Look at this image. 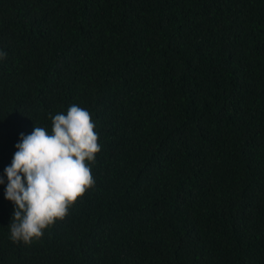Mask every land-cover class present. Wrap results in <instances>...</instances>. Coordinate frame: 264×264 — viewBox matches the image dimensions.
<instances>
[{
  "label": "trees",
  "instance_id": "1",
  "mask_svg": "<svg viewBox=\"0 0 264 264\" xmlns=\"http://www.w3.org/2000/svg\"><path fill=\"white\" fill-rule=\"evenodd\" d=\"M0 264H264V0H0ZM73 104L94 186L30 244L20 135Z\"/></svg>",
  "mask_w": 264,
  "mask_h": 264
},
{
  "label": "clouds",
  "instance_id": "2",
  "mask_svg": "<svg viewBox=\"0 0 264 264\" xmlns=\"http://www.w3.org/2000/svg\"><path fill=\"white\" fill-rule=\"evenodd\" d=\"M51 121V133L37 126L30 135L21 133L12 163L4 169L5 199L14 205L8 226L14 243L27 245L42 237L94 186L85 161H94L101 146L91 114L73 104L66 115L58 112ZM4 183L0 177V185Z\"/></svg>",
  "mask_w": 264,
  "mask_h": 264
}]
</instances>
